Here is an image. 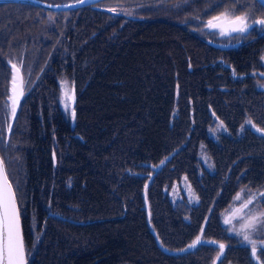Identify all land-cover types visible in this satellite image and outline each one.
<instances>
[{"label":"trees","instance_id":"1","mask_svg":"<svg viewBox=\"0 0 264 264\" xmlns=\"http://www.w3.org/2000/svg\"><path fill=\"white\" fill-rule=\"evenodd\" d=\"M229 2L232 0L226 4ZM240 4L249 8L254 0H240ZM17 5H27L26 11L20 12L15 7ZM165 8L170 9V6ZM41 10L44 9L31 3H10L3 8L0 46L8 51L14 50L19 44L23 47L9 54L10 60L22 57L25 45L36 35L34 32L40 33L43 29L45 32L42 39L47 47H54L50 38L53 31L58 29V37H62L63 29L72 30L68 25L74 28L72 36L78 39L76 32L78 28H82L80 25L57 22L56 27L48 30L37 18ZM75 10L83 13L86 20L94 19L95 26H101L100 29L83 30L79 34L81 37L91 38L90 40L98 39L100 45L91 48L79 45L55 51L49 48L40 55L25 56L26 62L32 60L35 64L40 63L45 70L51 67L59 75L67 74L83 79L80 83H74L78 100L83 93V103L77 104L75 126L72 127L71 120L58 103L56 75L35 85L29 97L30 99L32 95L33 100L29 102L28 99L20 108V114L28 116L25 124H19L13 131L11 140L18 138L20 144L13 151L16 161L8 164L7 172L14 170V173H19L20 182L30 183L35 179L42 182L49 174L52 177L60 171V162L66 156L75 157L82 152H90V148L95 153L93 159L90 156L83 161L84 174L80 176L76 192L81 206L73 208L62 204L63 210L71 211L69 215H64L56 227L44 226L56 204L55 187H38V191L42 192L38 196L34 192L31 196L33 212L27 210L25 218L20 202L18 203L24 222L27 251L30 247L29 262L191 264L183 258L192 252L189 246L200 238V229L205 228L210 233L214 231L217 219H206L203 214L191 213L189 217L192 220L188 224L190 231L173 237L170 232L172 227L178 225L176 219L184 216L190 209L176 208L167 202L164 187L183 171L174 160L182 154L195 151L204 143L202 125L206 114L211 116L216 107H219L216 118L222 122L226 121L219 115L233 122L234 126L247 120L258 127L263 123V119L253 117L251 111L256 110L264 117V85L261 86L264 80L256 78L251 84L250 73L253 67L256 72L261 69L259 57L261 48L264 47V36L261 43L260 40L255 43L257 40L250 39L247 44L243 42L234 47L219 48L221 51H235L232 53L235 66L229 76L226 65L223 66L217 58L220 55L218 49H212L194 35L193 38L182 37L184 28L188 30V24L177 23L168 16L150 20L124 18L93 6ZM212 11L213 9L207 10V17L203 19L218 14ZM177 14L179 10L171 12L172 16ZM152 21L154 22L151 24ZM7 23L15 29L31 33H16L7 28ZM174 29L176 35H169ZM15 33L21 39L20 42L15 39ZM167 37L164 44L166 46L162 48V40ZM244 37L247 38V34ZM126 38L130 40L129 43L123 42ZM72 42L73 39H65V44L69 47ZM169 46H173V49ZM5 58L0 59V79L7 69ZM229 77L244 83L245 87L240 89L242 93L236 91L234 95L219 96V93L212 91L224 86ZM38 89L40 92L36 94ZM37 95L39 101L35 99ZM37 115L40 117L35 122L33 118ZM259 135L261 137L255 142L264 143V133ZM238 141L235 140L237 143ZM239 148L240 145L235 153L230 147L226 149L231 161L241 165L240 169L239 164L236 167L241 175L236 177L231 193L241 184L240 180L247 175L249 169L252 174L264 171V148L260 150L262 153L241 155ZM162 163L164 166L155 171V167ZM61 179H66V175L62 174ZM194 182L200 187L198 180ZM112 187L122 188V193L116 198L125 203L123 207L115 208L109 204V190ZM211 191L216 192L215 189ZM217 198L218 193L217 197L207 198L208 205L213 206L212 213L216 215L218 207L214 203ZM152 204L158 217L157 223L152 218ZM125 214L138 215L142 226H130ZM35 219V224L41 225L45 232L42 241L34 240L31 231ZM115 222H119V226L110 227ZM97 237L98 243L102 242L101 248L79 256L78 251L91 238ZM161 237L168 240L169 245ZM138 240L147 244L145 252L139 250ZM201 243H204L202 239L195 248ZM228 255L236 257V264H256L252 260L249 246L243 251L232 252L230 249ZM256 257L264 264L261 250L258 255L256 250Z\"/></svg>","mask_w":264,"mask_h":264},{"label":"rangeland","instance_id":"2","mask_svg":"<svg viewBox=\"0 0 264 264\" xmlns=\"http://www.w3.org/2000/svg\"><path fill=\"white\" fill-rule=\"evenodd\" d=\"M228 1L229 0H108V1H106V4L108 6H110L109 8L111 10L115 9L117 12H119V15H122L124 18H126L127 16L130 17V16H134V15L141 16V13L138 12L139 9L154 10V11H152V13H154L155 9H157V11H160V13H167V11L172 12L175 9L178 10L181 6L182 7H189V6L192 7V8H189L190 16H195L197 14L204 13V15L202 17L205 18V17H207V13H208L207 10L213 9L212 12L216 13V12L220 11ZM238 2H240V0H238ZM10 3L25 4L22 2H9V3H7V5ZM199 4H200V6H199ZM7 5H0V19L3 16V13H2L3 8L7 7ZM167 5L170 6V9L165 8V6H167ZM226 6H233V8H235V10L237 12H241V10H242L241 7L234 5L233 2H229ZM15 7L20 12L26 11V9H27V5H17ZM226 9L232 10V9H229V7H224L223 11H225ZM223 11H220V12H223ZM248 12L255 18L264 17V16L258 17V13H257V15H255L254 12H252V11H248ZM125 13H129V14H125ZM187 13L184 16H181L182 19H188L187 16H189V14H187ZM261 14L264 15V12H261ZM101 17L103 18L104 15L102 14ZM37 18L39 21L41 20L43 22L42 25L46 26L48 30H50V28H52V27H56L57 22H64V24L73 23L74 25H80L82 28L81 29L78 28V31L76 32L78 39H76L74 36H72L74 28L71 25H68V27L71 28L72 30L63 29L62 37H58V29H55L53 31L52 35L50 36V38L54 42L55 48L54 47H47L43 43L42 34H44L45 29L40 31V33L35 32L36 35H34L30 40V45H29L30 51H28V53H32V54L35 53V55H40V53H44L49 48H52V51H55V50L60 49V48L70 49L72 47L79 46V45L85 46L86 48H91V47L100 45V41L98 39L93 38L92 40H90L91 38L81 37L79 35L81 32H83V30H90V29L93 30L96 28L100 29V27H101V26L97 27L94 25V19L86 20L85 15L83 13L80 14L79 10L72 9V10L60 11V12L41 10L38 12ZM82 18L85 20H83ZM151 18L152 17H150V16L147 17L148 20H150ZM207 19H209V18H207ZM154 21H152L151 24ZM1 25H3L2 20H0V26ZM255 26H259V25H255ZM7 28H9L12 31H16V33L23 34V35L25 33H31V31L19 30L17 28L15 29V27H13L10 23H7ZM202 30H203V35L207 38V42L208 43L213 42V30H209L205 26L203 27ZM174 32H175V29L169 35H176V33H174ZM254 32L258 33L259 31H255V29H253V30L251 29L249 31L250 34H253ZM16 33L14 35L15 39L17 40V42H20L21 39L18 37V35ZM217 36H218L219 42L230 41V40L225 41V39L226 40L229 39L225 36H220L218 34H217ZM65 39H73L72 46H70V47L67 46V44H65ZM167 39H168V37L166 39L162 40V45H161L162 48L166 46L164 44H165V41ZM123 42L129 43L130 40L128 38H126L125 40H123ZM254 42L258 43V40L254 41ZM206 45H208V44H206ZM20 47H22V44L17 45V47L14 50L8 51V50H6L5 47L0 46V59L2 57L8 58L9 54H12L13 51L18 50ZM169 47L173 49V46H169ZM22 49H23V47H22ZM237 51H240V49H238ZM259 62H260V68L261 69L256 72V78L264 80V47L261 48V55L259 57ZM42 67H43V65H41L40 63L34 64V69H31L29 72H27V77L30 78V80L27 83V88L32 87L33 85H36L38 83H42L45 80H49L50 78H53L55 75H56L55 88L59 92H60L59 87H64V85L66 84L65 82H67L70 79H72L78 83L83 81L82 78L77 77V76L67 75V74L59 75L51 67H49L46 70L43 69ZM67 68L72 74L70 66L67 65ZM40 69H42V71ZM43 71H45V74H43ZM25 72H24V80L26 81L27 77H26ZM39 73H41L40 78L37 81H34V78L37 77ZM9 75H10V73L8 70L4 75V79L3 78L0 79V90H2V91H0V130L2 128H4V126L9 123V118H7V116L4 115V112H5L4 99L9 95V90L11 89ZM230 78L231 77H229V79ZM227 84H228V82L223 87L227 86ZM263 85L264 84H261V86H263ZM69 91H73L76 93L75 84H73L71 86L69 85ZM235 92L236 91L234 89V86H232L228 89H222L220 91L219 96H230V95H234ZM30 94L31 93H29L27 95L26 99L23 97V103H24L23 105L26 104L27 100L30 97ZM60 101H61V96L59 94L58 103ZM78 103L79 104L83 103V93L80 94V98H79ZM234 107H235V105H234ZM80 108H82V106ZM225 108H227V107H225ZM218 109H219V107H216L214 113H211V117L213 118L214 124L212 125L210 130L206 133V137H204L205 141L203 144L200 145L201 150L199 152V157L201 158V161L202 162L204 161L205 164L210 167L209 170H211V171H214L217 168L211 167L208 164V161L209 160L211 161V159H210V156L205 152L209 151V152H211L212 155H214V150H211L215 146V144L213 143V139H214V141H217L215 138H217L221 134V132L227 130L225 124H223L222 121H220L218 118H216V112L218 111ZM20 112H21V109L19 110L18 115H19V118L21 119L20 124L23 125V124H25L28 115L23 114V113L20 114ZM81 113H82V111L80 110V114ZM176 114H177V111H175L174 115H176ZM18 115L16 118H18ZM37 117H38V115L33 118V120L35 122H36ZM244 125H246V126L249 125L248 120L244 123ZM227 131H229V130H227ZM206 140H208V143ZM19 144H20V141L18 138L16 140L10 139L8 141V144H4L3 140L0 138V154L2 155V157L5 160L7 169H8L9 163H14L16 161V157L14 156L13 151L16 148V146H18ZM202 145H205L206 149L203 150L201 147ZM90 149H91L90 152H87V153L82 152L80 155L75 156V157H73V155H69L68 157L66 156L67 158L65 157V160L60 162V167H59L60 171H58L56 173V175L52 176V177H51L52 174H49V176H46L42 182L38 181L37 179L32 180V182H30V183L20 182L19 173H14V170L12 172H10L11 177L13 179V182L16 186V190L18 192V197H19L18 202H20L21 208L23 210L24 218L26 217L27 210L29 212H33V206L31 205L32 201H30L31 196H33L34 192L38 196L40 194L39 192H42V191H38V187L44 186V185H45V189H48L51 186L55 187L54 188V192H55L54 195H55V203H56L53 205V209H52L53 211L50 212L49 220L47 222H44L45 228H48L50 226L56 227L59 224V222H61L63 220V217H65L64 216L65 214L69 215L71 210H63V208L61 207L62 204L67 206V207H73V208L81 206V203L76 198V192H77V186H78V183L80 180V176L82 174H84V171L82 170L83 161L88 159L90 156H91V159H93V154L95 153L92 148H90ZM83 154H85V155H83ZM82 156H84V158ZM167 170H168V168L165 169V171H167ZM7 171H9V169ZM153 172H155V171H153ZM62 174L66 175V179H64V180L61 179ZM36 186H37V188H36ZM182 188H183V186H181L178 182L170 181L165 186V190H167L168 194H167V197L166 196H164V197H165L167 202H169L171 204L174 203L175 206L174 205L173 206L176 208L190 209V206L188 204H186V203L182 204V201L180 199H178V197H180L182 195V192H181ZM184 188H186V185H184ZM190 191H191V189H190ZM120 193H122V188L119 189V188L112 187L109 190V196H108L109 197V204L115 208L123 207L125 205V203L123 201H120V200H118V198H116ZM189 194H190L191 200H194V196L191 193H189ZM246 197L247 196H243L242 199L246 198ZM150 203H152V202H150ZM240 203H241V201H237L236 203H234V204L230 205L229 207L225 208L224 210H222L218 215L212 213V208L210 207L211 204H209L206 208H204V213L202 211L201 214H203L206 219H209L211 217H216V219H217L216 228L211 233L207 232L205 228H202L198 232V235L204 236V239H214L215 237L220 236V235H224V236L235 235V233L232 230V225L225 224L224 220L228 216H232L233 217V224H235L236 227L239 228L240 221L238 219H236V217L239 216L240 213L237 212L236 209L240 205ZM249 207H250V209H253L256 212L264 210V208H261L258 206L257 200H254L253 204L250 205ZM60 212H62V213L60 214ZM124 216L126 217V220L130 224V226H132V225L133 226H138V225L142 226V224L140 222V217L138 215H136V214H125ZM152 218H153L155 223L158 222V217H157V214H156V211H155L153 204H152ZM191 220L192 219L189 216H187L186 214H184V216H179L176 219V222H178V225L171 228L170 234L173 237H179V236L183 235L186 231L189 232L190 229L188 228V224L191 222ZM145 221L147 224L148 223L147 216H145ZM145 221H144V223H145ZM35 222H36V219L32 222V227H31V231L34 235V240L37 239V240L42 241L45 238L44 229L41 227V225L35 224ZM119 224H120L119 222L111 223L110 227L115 228L116 226H119ZM185 224L187 225L186 227L182 226ZM162 239L165 240L166 243L169 245L168 240H166L164 238H162ZM252 239L257 244L260 245V246H256L257 255H258V251H260V250L264 254V232H259L257 234H253ZM101 240L102 239H100V241ZM98 242H99L98 237L96 239L91 238V240L80 251H78V255L81 256L82 254L90 252L91 250H98V248L99 247L101 248V246H102V242H100V243H98ZM138 244L140 245L139 250L142 252H145L146 248L148 247L147 244L146 243L142 244V242H140L139 240H138ZM208 244L210 246H201L198 249L193 248L191 250L192 252L189 253L188 255L184 256L183 258H185L187 261L191 262V264H214V262H215L214 260H215L217 250L214 247L215 244H212V243H208ZM245 244L248 245L250 247V249L252 250L251 244H248L247 242H245ZM247 248L248 247L244 246V244L242 242H237L234 251L235 252L238 250L243 251ZM25 250H26L27 260L29 261V259H30L29 258L30 247L28 248V251L25 247ZM214 251H215V254H214ZM227 254H228V251H227ZM227 254L223 260L221 259L222 262L220 261L221 262V263L219 262L220 264H228L227 263ZM210 255H212L213 258L212 257L210 258ZM252 264H254V263H252Z\"/></svg>","mask_w":264,"mask_h":264},{"label":"flooded vegetation","instance_id":"3","mask_svg":"<svg viewBox=\"0 0 264 264\" xmlns=\"http://www.w3.org/2000/svg\"><path fill=\"white\" fill-rule=\"evenodd\" d=\"M189 8H192V7L190 6L184 7V9L179 8L178 9L179 14L174 15V16L171 15V12L160 13V11H157V9H155L154 13H152V11L154 10H151V9H139L138 12L141 13V16L134 15V16H130L129 18L139 19V20H148L147 17L149 16L152 17L153 19L160 18L161 16H168L170 17V19L172 18V20L176 21L177 23L186 24V25L188 24L187 26L188 30L184 28L185 33L182 34V37L186 38L190 36L191 38H193V35H194L201 42L208 44V46L211 47L212 49H215V50L218 49V51L220 52V55H218L217 58L220 60L223 66L226 65L225 67L228 69V75H229L230 71L233 70L235 66V62H234L235 59L232 54L235 51L223 50V51H226V52H223L219 50L220 47L214 44L207 43V38L203 35V30H202L203 27L205 26V21L207 19L206 20L203 19L202 17L204 15L203 13L197 14L195 16H190ZM166 9H169V8H166ZM174 11H176V9L173 10L172 12ZM261 11L264 12V9H261ZM187 12L189 13V16H187L188 19H182L181 16H184ZM261 16H264V15L261 13H258V17H261ZM253 29L259 32L258 33L254 32L253 34H249L247 35V38H245L244 36H240V35L232 36L227 40L225 39V41L230 40L228 41V43L232 44L233 46L243 43V42H246L247 44L249 43L250 39L260 40V43H261V39L264 36L263 34L264 30H262L261 27L259 26H255ZM216 35L217 34L213 35V37H216ZM14 59L15 60L11 61L12 59L10 60L9 58H5L6 67H7L6 72L8 70H9V73L12 72L11 64H9V61L16 64L17 67L20 68L21 71H24V72L25 71L29 72L31 69H34L35 63L32 60L27 63L25 61V56H22L19 59H16L14 57ZM241 65L245 66V64H241ZM40 70L42 71V69ZM255 79H256V71L254 70V67H253L252 72L250 73L251 84L254 82ZM34 86L35 85L27 88L24 91L25 99L27 95L31 92ZM232 86H234L235 91H239L241 93L242 91H240V89L242 87H245L244 83H239L237 82L236 79H233L231 77V80L228 81L227 86L225 87L222 86L221 88L213 89L212 91L220 94V91L222 89H228ZM39 92L40 91L38 89L36 91V94ZM35 99L39 101L40 100L39 95H37ZM32 100H33V96L31 95L29 102H31ZM251 114L256 119L258 118L263 119L262 121L263 123H261L260 127L253 125V123L252 124L248 123L249 125L246 126L244 125L243 122H240L237 126H234L233 122H229L226 117L219 115L222 118V120L226 121V122H223V124H225L227 130L229 131L225 130L221 132V134L217 138H215L217 142H215L213 139V143L215 144V146L211 150H214V155H212L211 152L209 151L205 152L210 156V159H211V161L210 160L208 161V164L211 167L217 168L216 170L214 171L209 170L210 167L207 166L204 161L203 162L201 161V158L199 157V152L201 150L200 146L195 151L189 154H186V153L182 154L176 160H174L176 165L183 169V171L177 174L172 181H176L181 186H183V188L181 189L182 195L178 197V199L182 201V204L186 203L190 206V210L188 211V213H186L187 216H190L191 213L201 214L202 211L204 213V208L208 206L207 198L217 197V193H218L219 198L215 200L214 205H217L218 207L217 213L219 214L222 210H224L225 208L237 202L235 200V197L238 193L241 192L242 189L244 190L243 196H247L249 190L252 193L264 192V171H258L252 174L249 169L247 175L242 180H240L241 184L235 189V191H233V193H231L232 189L234 188L236 184V177H238L241 174L236 171V167L239 163L235 161H231L229 154L226 153V149L230 147L232 151L235 153L236 148L240 145L239 155H241V154H246L250 152H261L260 150L264 148V143L255 142L259 140V138L261 137L259 134L264 133V117H262V115L256 110H252ZM227 116L228 117L230 116L229 112ZM248 118L249 116L247 115V119ZM249 121L250 120H248V122ZM213 124H214L213 118L206 114V119L202 125L203 137H206V133L210 130ZM257 129H260L261 131H257ZM235 140H239L238 143L235 142ZM206 141L208 143V140ZM201 147L203 150L206 149L205 145H202ZM241 149H244V152H241ZM240 168H241V165L239 164L238 169ZM195 180L199 181L201 188L196 182H194ZM207 181H210V182L207 183ZM184 185H186V188H184ZM213 189H215L217 193L212 192L211 190ZM204 190H206V194H204ZM189 193H191L194 196V200H191ZM167 194L168 192L167 190H165V187H164V196L167 197ZM195 197L199 198L198 201L195 199ZM257 202H258L259 207L264 208V197H260L259 200H257ZM172 204L175 206L174 203ZM211 207L213 209V206ZM200 239H202L204 243H201L197 247V249L201 246H210L205 241H215L216 244L214 247L216 248V250L218 249L219 244L222 243L225 245L224 249L222 250V253L217 250L215 259L216 257H219V255L222 254V260H223L226 257L227 251L229 252L230 249L232 252H234L237 242H242L244 246H247L245 244V241L242 238V235L237 237L236 234L227 235V236L220 235V236L215 237L214 239H204V236L200 235ZM255 246H260V245L255 242ZM214 254H215V251H214ZM227 263L236 264V257L234 255L227 254Z\"/></svg>","mask_w":264,"mask_h":264},{"label":"snow or ice","instance_id":"4","mask_svg":"<svg viewBox=\"0 0 264 264\" xmlns=\"http://www.w3.org/2000/svg\"><path fill=\"white\" fill-rule=\"evenodd\" d=\"M85 2L86 0H80V3ZM232 2L235 5L238 0H232ZM257 2L260 3L261 8H264V0H257ZM111 11H115V9ZM254 25H259L264 30V17L255 18L248 11L242 9L241 12H237L235 8L232 10L226 9L219 14H213L211 18L205 21V27L220 36H232L233 34L245 36ZM9 64H11L13 70L11 75V95L9 96L10 104L5 107H10V115L15 117L19 98L23 96L24 77L16 64L11 61H9ZM65 96L68 97V93H65ZM65 107H68L67 103H65ZM72 115H75L74 111ZM248 123H251V121ZM257 131L261 130L257 129ZM243 194L244 190L242 189L235 197L236 201H241L236 209L240 213L236 217L240 221L239 228L233 224L232 216H228L224 223L232 225L233 232L237 236L242 235L243 240L252 245V252L255 255L256 246L252 236L253 234L264 232V210L256 212L250 209L249 206L253 204L254 200L264 197V192L252 193L249 190L247 197L242 199ZM195 199L198 201L199 198L195 197ZM205 242L216 244L215 241ZM198 243H200L199 237L189 247H194ZM224 247L225 245L221 243L218 245L217 250L222 253ZM0 264H27L19 222L16 192L8 180L2 161H0Z\"/></svg>","mask_w":264,"mask_h":264},{"label":"water","instance_id":"5","mask_svg":"<svg viewBox=\"0 0 264 264\" xmlns=\"http://www.w3.org/2000/svg\"><path fill=\"white\" fill-rule=\"evenodd\" d=\"M96 0H86L85 3H80V0H73L70 2H66L65 4H53L50 5L51 8H57V9H63V8H70L73 6H79V5H87L90 4L91 2H94ZM0 2H28V3H38V0H0ZM0 161L3 162L2 157L0 156ZM4 165V163H3ZM9 180V179H8ZM18 205V202H17ZM19 209V206H18ZM19 222H20V226H21V231H22V223H21V217H20V211H19ZM23 237V234H22Z\"/></svg>","mask_w":264,"mask_h":264},{"label":"bare ground","instance_id":"6","mask_svg":"<svg viewBox=\"0 0 264 264\" xmlns=\"http://www.w3.org/2000/svg\"><path fill=\"white\" fill-rule=\"evenodd\" d=\"M111 13L119 14V12H117L116 10H115V11H111ZM11 70H12V68H11ZM12 71H13V70H12ZM20 71H21V69H20ZM59 105H60V102H59ZM60 108H62L61 105H60ZM71 122H72V127H74V126H75V120H74V121H71ZM0 156L2 157L1 154H0ZM2 160H3V158H2ZM3 163H4V167H5V169H6V165H5L4 160H3ZM163 166H164V163H162L161 165L155 167V171H156L157 169H158L157 171H159ZM6 172H7V169H6ZM19 211H20V210H19ZM198 244H199V243H198ZM198 244H196L194 247H191V249L195 248ZM25 253H26V250H25ZM252 256H253V259H254V261H255L256 264H262V263L259 261V259L256 257V252H255V255H253V252H252Z\"/></svg>","mask_w":264,"mask_h":264}]
</instances>
